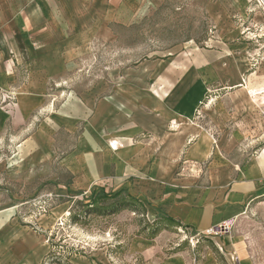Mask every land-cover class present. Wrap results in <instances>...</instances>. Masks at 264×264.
Wrapping results in <instances>:
<instances>
[{"label":"rangeland","instance_id":"374dc122","mask_svg":"<svg viewBox=\"0 0 264 264\" xmlns=\"http://www.w3.org/2000/svg\"><path fill=\"white\" fill-rule=\"evenodd\" d=\"M101 4L0 0V16L15 21L12 31L24 26L32 32L39 25L57 30L61 22L66 30L68 18L71 38L77 29L84 34L71 40L63 83L23 87L28 72L16 64L14 78L0 86V264H254L264 252V218L252 212L227 231L203 235L169 220L156 200H138L133 209L104 197L94 204L98 213L88 211L92 193L58 194L70 179L59 156L74 136L60 131L58 155L31 163L27 142L41 116L19 119L17 100L30 89L49 97L100 98L123 90L118 85L124 80L140 79L143 66L162 59L196 63L195 80L176 84L175 96L202 98L192 109L194 121L222 143L219 157L241 167L264 146V3L122 0L112 9ZM109 9L115 17H106ZM23 15L25 22H18ZM36 16L42 23L33 22ZM42 248L47 251L40 257Z\"/></svg>","mask_w":264,"mask_h":264},{"label":"crops","instance_id":"0c3cea01","mask_svg":"<svg viewBox=\"0 0 264 264\" xmlns=\"http://www.w3.org/2000/svg\"><path fill=\"white\" fill-rule=\"evenodd\" d=\"M98 1L112 9L122 0ZM108 12L106 17H115L112 10ZM24 17L18 22H25ZM0 22V86L14 78L11 69L16 64L28 72L23 87L65 81L71 40L84 38L80 29L71 38L68 18L66 30L61 22L57 30L39 25L32 32L24 31V26L15 32L10 15H1ZM33 22L42 20L36 16ZM196 65L162 59L143 66L140 79L124 80L118 85L123 90L100 98L49 97L31 89L20 93L18 118L35 112L41 116L27 142L31 163L55 158L63 131L75 142L59 156L70 175L66 186L59 187L60 195L71 189L92 193L91 198L99 192L122 191L139 201L156 200L169 220L198 233L249 212L264 218V146L241 167L219 157L222 143L193 119L192 109L202 98L175 96L176 84L195 80ZM56 98L60 99L55 102ZM110 140L117 142L115 149ZM46 251L42 248L39 256ZM254 264H264V252Z\"/></svg>","mask_w":264,"mask_h":264},{"label":"trees","instance_id":"16d2710c","mask_svg":"<svg viewBox=\"0 0 264 264\" xmlns=\"http://www.w3.org/2000/svg\"><path fill=\"white\" fill-rule=\"evenodd\" d=\"M122 194H123L122 191H118V192H116L113 195H109V194H106L104 192H99L92 198L90 204H88V205H90V209L88 211L89 212L102 213L101 212V208H98L97 206H94V204L97 203L99 199H102L104 197H113V198H115L117 200L120 199V201H116V204H115L118 207H123V206L124 207H128L129 206V207H131L133 209H136L137 205L135 203H137V202L139 203V201L136 198H134V197H132L130 195L124 194L126 196V198L128 199L127 200L125 197H121ZM103 212H105V211H103Z\"/></svg>","mask_w":264,"mask_h":264},{"label":"built area","instance_id":"2783aa9c","mask_svg":"<svg viewBox=\"0 0 264 264\" xmlns=\"http://www.w3.org/2000/svg\"><path fill=\"white\" fill-rule=\"evenodd\" d=\"M108 143H109V146L112 149H115L117 147V145H118L115 140H110V141H108ZM233 222H234V219L222 221L219 224H217L215 226H211L208 229H206L203 232H200L198 234L211 235V234H215V233L216 234L217 233H221L222 231H227L229 229L230 225H232Z\"/></svg>","mask_w":264,"mask_h":264},{"label":"bare ground","instance_id":"6f19581e","mask_svg":"<svg viewBox=\"0 0 264 264\" xmlns=\"http://www.w3.org/2000/svg\"><path fill=\"white\" fill-rule=\"evenodd\" d=\"M234 264H237L236 262H234Z\"/></svg>","mask_w":264,"mask_h":264}]
</instances>
